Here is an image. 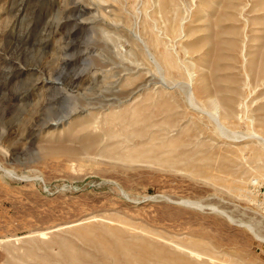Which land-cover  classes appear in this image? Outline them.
Returning a JSON list of instances; mask_svg holds the SVG:
<instances>
[{"label":"rangeland","instance_id":"obj_1","mask_svg":"<svg viewBox=\"0 0 264 264\" xmlns=\"http://www.w3.org/2000/svg\"><path fill=\"white\" fill-rule=\"evenodd\" d=\"M0 264H264V0H0Z\"/></svg>","mask_w":264,"mask_h":264}]
</instances>
